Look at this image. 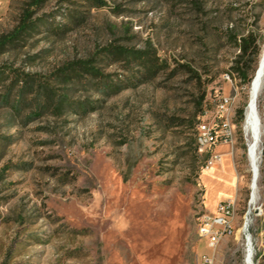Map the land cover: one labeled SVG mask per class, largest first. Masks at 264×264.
<instances>
[{"label":"rangeland","instance_id":"1","mask_svg":"<svg viewBox=\"0 0 264 264\" xmlns=\"http://www.w3.org/2000/svg\"><path fill=\"white\" fill-rule=\"evenodd\" d=\"M263 47L264 0H0V264H196L228 196L216 264L249 238L264 264V89L254 202L244 128ZM204 121L233 131L206 170Z\"/></svg>","mask_w":264,"mask_h":264},{"label":"bare ground","instance_id":"2","mask_svg":"<svg viewBox=\"0 0 264 264\" xmlns=\"http://www.w3.org/2000/svg\"><path fill=\"white\" fill-rule=\"evenodd\" d=\"M255 73L250 81V88H249V99L248 104L246 107L245 112V121H244V128L248 135V159L251 166V170L253 172V180H252V202L256 199V188L257 183L260 175V143L262 138V118L259 111V98L264 89V47L262 53L260 55V59L258 62V66H256ZM227 78V77H226ZM229 79V78H228ZM232 98V97H231ZM233 104V103H232ZM230 109V108H229ZM233 110V108H232ZM230 112V111H229ZM224 127H228L229 136H228V143L233 142V131L232 127L228 125V123L224 122ZM237 206L238 203L236 200L231 202V214H230V223L227 227H225L222 232L217 234L216 238L213 241V253H212V262L211 264H216V254L218 250L219 243L221 239L229 234L233 228L234 223L237 217ZM252 213V212H251ZM246 215H251L250 212ZM249 219V216H247ZM199 231H202V222L199 226ZM248 253L246 255V263L245 264H256L255 263V255L253 252V248L251 245V239H248ZM200 258V256L198 257Z\"/></svg>","mask_w":264,"mask_h":264},{"label":"built area","instance_id":"3","mask_svg":"<svg viewBox=\"0 0 264 264\" xmlns=\"http://www.w3.org/2000/svg\"><path fill=\"white\" fill-rule=\"evenodd\" d=\"M229 130L228 127H224V123L218 129L208 123L201 122L197 127V140L196 149L199 154H210L205 170L210 169L214 164L222 160V154L219 152H212L210 150L218 143H228ZM231 202H233V196H228L221 200L216 207L213 214H206L203 216L202 231H199L200 237L205 241L207 251L200 255L196 264H211L213 253V241L217 234L222 232L230 223L231 214ZM245 216V232L249 237V219Z\"/></svg>","mask_w":264,"mask_h":264}]
</instances>
